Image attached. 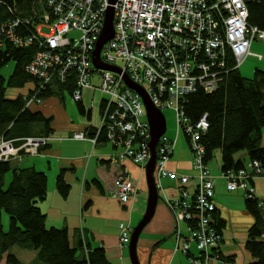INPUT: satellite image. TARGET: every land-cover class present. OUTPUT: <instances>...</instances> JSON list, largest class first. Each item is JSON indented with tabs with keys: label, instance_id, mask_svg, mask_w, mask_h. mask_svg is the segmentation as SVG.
I'll use <instances>...</instances> for the list:
<instances>
[{
	"label": "built area",
	"instance_id": "1",
	"mask_svg": "<svg viewBox=\"0 0 264 264\" xmlns=\"http://www.w3.org/2000/svg\"><path fill=\"white\" fill-rule=\"evenodd\" d=\"M110 1L43 0L42 15H36L38 22L33 23L35 32L31 36L20 38L16 33L20 24L31 23L29 19L8 23L0 29V35L19 48L36 45L38 50L27 73L37 79L40 89L55 82L65 84L74 76L75 102H82L86 89L105 96L101 126L96 128L94 138L78 132L72 139L89 140L96 145L103 135L114 148L123 149L110 162L130 160L146 167L152 157L144 100L127 85L126 77L143 90L156 109L175 111L177 138L181 132L186 137L194 176L168 169L177 138L164 135L157 145L155 177L158 181L168 178L178 183V198L167 201L177 225V249L188 257L189 264H234L223 257V236L216 228V177L205 162L202 142L209 123L206 116L192 122L184 105L186 98L199 89L207 93L217 91L223 76L240 70L248 58L263 60L261 54L252 51L254 43L264 44V30L249 24L248 3L254 0H117L114 5ZM110 7L114 9V37L104 45L100 60L120 73L100 70L93 64ZM43 25L50 26L47 36L40 32ZM75 31L80 32V37H71ZM2 46L0 40V50ZM94 77H98L99 85L94 84ZM33 100L36 98H31L28 105ZM92 109L93 105L88 108ZM50 140L27 138L19 147L3 140L0 161L23 162L26 157L38 156ZM262 175L264 169L258 161L222 173L228 192L244 190L251 200H256L252 182ZM136 195V186L128 172L122 170L117 177L115 197L127 205ZM181 224L186 225L184 238L180 237ZM120 230V241L125 246L130 243L133 230L125 224L120 225ZM190 243L195 245L198 255L192 254Z\"/></svg>",
	"mask_w": 264,
	"mask_h": 264
},
{
	"label": "trees",
	"instance_id": "2",
	"mask_svg": "<svg viewBox=\"0 0 264 264\" xmlns=\"http://www.w3.org/2000/svg\"><path fill=\"white\" fill-rule=\"evenodd\" d=\"M43 0H0V29L15 21L31 20L30 24H20L17 36H31L38 22L36 15H42ZM249 24L264 30V0L248 3ZM3 46L0 50V70L10 62L15 68L10 77L0 76V142L11 141L15 147L23 144L27 138H51L54 133L53 118L28 108V101L35 97L43 101L53 96L63 97L65 91L71 96L75 89L74 76L65 84L55 82L52 86L40 89L37 79L27 73L38 48L32 45L19 48L13 45L5 35H0ZM34 83L35 91L27 97L7 98L9 89H21ZM78 104L79 112L91 117L82 102ZM186 116L197 123L203 116L207 117L209 129L202 142L206 149L205 162L209 164L215 152H221L222 173L245 168L242 160L236 157L246 152L250 161H258L264 169V147L260 140L264 127V71L256 69L252 79H245L239 70L225 74L217 91L207 93L202 89L188 96L185 102ZM102 112V109H101ZM96 129L90 134L94 138ZM103 135L98 143L104 142ZM49 143L40 151L47 148ZM11 162L0 161V264H23L11 253L15 246L36 251L37 259L42 264H112L103 248L92 249L83 246L78 250L72 247L67 228H49L47 217L38 203L44 201L48 194V177L46 173L34 168L18 167L12 170V180L5 188V178L11 172ZM254 182V181H253ZM252 182V185H253ZM59 193L66 197L70 186L61 173L56 181ZM248 199V198H247ZM257 200H247V210L255 219L248 232L246 250L254 258L252 264H264V217ZM215 211V217H216ZM3 213L10 218L8 231L3 226ZM216 228L222 233L223 223L219 219ZM233 262L231 257H225Z\"/></svg>",
	"mask_w": 264,
	"mask_h": 264
},
{
	"label": "crops",
	"instance_id": "3",
	"mask_svg": "<svg viewBox=\"0 0 264 264\" xmlns=\"http://www.w3.org/2000/svg\"><path fill=\"white\" fill-rule=\"evenodd\" d=\"M261 61H264V58ZM35 88L34 83H29L21 89H9L7 98L15 99L20 95L27 97ZM86 92L92 91L88 89L83 91V106H85L84 94ZM65 93H68L71 98L72 96L68 91H65L63 97L60 98L66 107ZM53 98L58 99L57 97ZM53 98L41 102L33 100L28 105L31 111L41 112L45 116L53 118L54 133L49 141V146L44 148L38 156L26 157L23 162L13 161L15 163L14 169L30 167L46 173L48 177V194L47 198L39 202L38 205L47 217L49 228L68 229L72 247L79 250L84 244L92 249L103 248L112 264H132L129 244L123 246L120 241V225L125 224L131 230H134L146 213L149 194L146 167L135 164L130 160L123 163L110 162V158L116 153V150L106 141L93 145L89 140L72 139L73 135L78 132H83L90 138V134L98 127L72 124L70 120H67V125L60 122L54 125L56 116L51 115L46 107V104ZM76 105L78 109V104L76 103ZM61 106L63 107V104ZM91 118L92 111L91 117H88V119L91 120ZM262 133L260 145L264 147V128ZM179 149H183L184 153L189 155L178 153ZM218 153L220 155V166L216 170L212 168V171L216 177V218L223 223L222 255L223 257H231L234 264H252L254 258L246 250L245 245L248 232L255 223V219L247 210L248 199L246 193L243 190L228 192L226 181L222 177L221 152ZM236 158L242 160L245 167L250 162L246 152L239 153ZM209 165L211 166L210 162ZM167 167L169 170L180 174L194 176L193 160L185 145L178 146L176 143L174 154ZM122 170L128 172L130 180L137 188L136 197L127 205L121 204L115 197L117 177ZM61 173L64 175L65 182L70 186L66 197L59 193L56 185L57 177ZM156 183L160 200L152 220L140 235L137 244L139 263L189 264L188 257L177 249L179 245L177 225L167 202L178 198V183L168 178L160 179V181L156 179ZM263 183V178H256L253 186L256 200L260 204L259 207L264 217ZM194 186L192 184L193 189ZM240 192H242L241 199L244 208L242 211L231 210L226 204L238 206L241 203L234 201L224 203V201L228 197L238 196L237 194ZM180 227V237L184 238L186 236L184 232L186 225L181 224ZM262 239L264 241V236ZM190 245L192 254L198 255L195 245L193 243H190ZM23 256L25 257L17 256L23 264H42L37 259V252H30L28 257L26 254ZM5 263L4 260L1 264Z\"/></svg>",
	"mask_w": 264,
	"mask_h": 264
},
{
	"label": "rangeland",
	"instance_id": "4",
	"mask_svg": "<svg viewBox=\"0 0 264 264\" xmlns=\"http://www.w3.org/2000/svg\"><path fill=\"white\" fill-rule=\"evenodd\" d=\"M39 28H40V32L42 35L47 36L51 33L50 26H48V25H43L42 27H39ZM80 35H81L80 32L75 31L74 33L71 34V37L77 38V37H80ZM252 51L254 53L261 54L264 58V44H260L258 42L254 43V45L252 47ZM14 68H15V63L10 62L8 65H6L4 68H2L0 70V76H3L5 78L10 77V75L14 71ZM256 69L264 71V61L260 62V61H258V59L254 58V57H250L242 65L239 72H240V75L242 77H244L245 79H252ZM93 82L95 85H99L98 77H94ZM65 95H66V102H67L66 107L64 106V103H62V100L60 99L59 96H53V97H57L58 99L51 97L53 99H51L50 101L48 100L49 102L46 104V107L49 110L50 114L56 116V118L54 119V125L58 122H60L61 124L67 125V120H70L72 122V124L91 125V126H95V127L101 126L100 106H101V101H102V99L105 98V96L100 91H97L95 93L86 92L84 94L85 108L88 109V108H90L91 105H93V109L91 110L92 111L91 120L88 119L87 115H81L80 114V112L77 109L76 102L70 97V95L68 93H65ZM48 99H50V98H48ZM61 104H63V107L61 106ZM162 113L165 116L166 125H167V131H166L165 135H166V137L174 140L177 138V133H178L177 115H176L175 111L170 110V109L164 110ZM108 143L113 147V145L110 142H108ZM177 145L178 146L185 145L187 147L188 152H190V155L192 158V153L189 150V146H188L186 137L183 134V132H181V135H179L177 138ZM114 150H116V153L113 155H117V154H120L121 152H123L122 148H114ZM184 152L185 151L183 149H181V150L179 149V151H178V153H184ZM218 152H216L214 159L210 162L211 166L208 164V167L210 168L211 171H212V168H215V170H216L220 166V155ZM184 154H188V153H184ZM27 158H29V157H27ZM192 160H193V158H192ZM14 166H15V163L12 161V163H11L12 170L14 169ZM12 170H11V172L7 173V175H6L5 188H7L9 186V184L12 180ZM257 178H260V179L263 178L264 179L263 175L260 177H257ZM262 186L264 187V183L262 184ZM237 195L238 196L228 197L226 199V201H224V203H227L229 201L240 202L241 205H238V206H232V205H228V204H226V205L231 210L235 209L238 211H242L244 208L243 207V200L241 199L242 192L238 193ZM2 220H3V226H4L5 231H8L9 224H10L9 216L6 213H3V219ZM30 252H36V251L22 249V248L17 247V246H15L11 249V253H13L16 256H20L22 258L25 257V256H23L24 254H26L28 257Z\"/></svg>",
	"mask_w": 264,
	"mask_h": 264
},
{
	"label": "water",
	"instance_id": "5",
	"mask_svg": "<svg viewBox=\"0 0 264 264\" xmlns=\"http://www.w3.org/2000/svg\"><path fill=\"white\" fill-rule=\"evenodd\" d=\"M117 0H111V5H114ZM114 37V9L110 7L105 17L104 21V28L102 31L101 38L97 44L96 50L94 51V59L93 64L97 69L100 70H107L116 73H120V70L113 66H106L101 63L100 54L104 47V45L109 42ZM127 85L140 93L144 100V104L147 110V116L150 124L151 136L152 140L150 143L152 157L150 162L146 166V176H147V183L149 187V194H148V201L146 207V213L143 219L139 222V224L134 228L130 243H129V252L132 264H140L138 257H137V244L145 227L150 223L152 220L158 202L160 200L159 190L157 187L156 179H155V170H156V163H157V145L162 136L166 134L167 125L166 119L164 114L159 111L158 109L153 106L149 98L145 95L143 90L134 84L131 80L126 77Z\"/></svg>",
	"mask_w": 264,
	"mask_h": 264
},
{
	"label": "bare ground",
	"instance_id": "6",
	"mask_svg": "<svg viewBox=\"0 0 264 264\" xmlns=\"http://www.w3.org/2000/svg\"><path fill=\"white\" fill-rule=\"evenodd\" d=\"M146 95V94H145ZM147 96V95H146ZM150 100V99H149ZM152 103V102H151ZM154 106V105H153ZM185 106V105H184ZM186 112V111H185Z\"/></svg>",
	"mask_w": 264,
	"mask_h": 264
}]
</instances>
